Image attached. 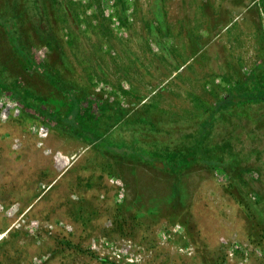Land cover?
<instances>
[{
  "label": "rangeland",
  "instance_id": "rangeland-1",
  "mask_svg": "<svg viewBox=\"0 0 264 264\" xmlns=\"http://www.w3.org/2000/svg\"><path fill=\"white\" fill-rule=\"evenodd\" d=\"M0 17L33 60L0 27L29 103L0 88V264H264V105L216 115L218 165L117 151H188L264 61V0H0Z\"/></svg>",
  "mask_w": 264,
  "mask_h": 264
},
{
  "label": "trees",
  "instance_id": "trees-1",
  "mask_svg": "<svg viewBox=\"0 0 264 264\" xmlns=\"http://www.w3.org/2000/svg\"><path fill=\"white\" fill-rule=\"evenodd\" d=\"M13 22L5 21L0 17V27L4 30L8 42L12 45L13 49L17 51L19 57L25 61L27 64L31 65L33 60L30 56L24 52V50L18 46V37L15 34L13 26ZM264 74V61L261 62L260 66L258 65L252 73L247 77V79L240 85H238L232 93L229 94L228 98L224 99L220 103L217 104L212 114L204 120V122L200 125L199 129L195 133V140L193 144L188 148V151L180 157L170 158L168 156H163L160 154H154L151 151L140 150L137 152H132L130 149H123L118 147L117 151L121 154H135L140 158V160H145L146 163H151L153 166L163 169L164 171L180 174L189 168H192L195 164H200L204 162L212 161L211 165H218L222 162L216 161L213 159H206L204 155V141L208 137L212 126L215 123V117L217 114L222 113L223 111L232 108V107H241L244 105H264V75H259L260 73ZM49 79H53L50 75H45ZM0 88L5 91L10 92L14 97H21L19 90L15 84H9L3 78V73L0 70ZM72 101V106L70 112L67 116L61 119L62 123L67 122L69 125H73L76 117L74 112L77 111V114H80V102L76 99L72 98L69 95ZM26 96L21 97V99L25 102L27 101ZM28 106V101L25 102ZM73 131V129H71ZM81 136L85 139L89 140V137L92 133H86L81 131ZM104 148V146H102ZM107 147V146H106Z\"/></svg>",
  "mask_w": 264,
  "mask_h": 264
}]
</instances>
